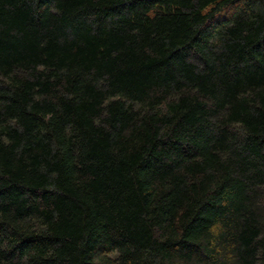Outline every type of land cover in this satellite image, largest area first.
Instances as JSON below:
<instances>
[{
    "label": "trees",
    "instance_id": "16d2710c",
    "mask_svg": "<svg viewBox=\"0 0 264 264\" xmlns=\"http://www.w3.org/2000/svg\"><path fill=\"white\" fill-rule=\"evenodd\" d=\"M0 264H264V0H0Z\"/></svg>",
    "mask_w": 264,
    "mask_h": 264
}]
</instances>
